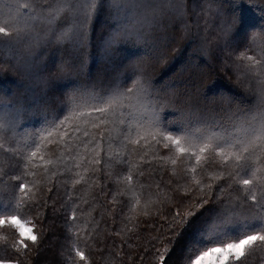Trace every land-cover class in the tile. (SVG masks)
Here are the masks:
<instances>
[{
    "label": "snow or ice",
    "instance_id": "1",
    "mask_svg": "<svg viewBox=\"0 0 264 264\" xmlns=\"http://www.w3.org/2000/svg\"><path fill=\"white\" fill-rule=\"evenodd\" d=\"M188 4L0 0V230L10 233L0 264L39 254L37 222L52 200L44 191L59 184L71 215L53 264H91L90 222L80 230L87 212L73 192L111 167L136 211L141 197L145 207L160 197V183L153 192L139 179L156 162L179 181L165 196L177 211L155 264H264V0H199L194 20Z\"/></svg>",
    "mask_w": 264,
    "mask_h": 264
},
{
    "label": "trees",
    "instance_id": "2",
    "mask_svg": "<svg viewBox=\"0 0 264 264\" xmlns=\"http://www.w3.org/2000/svg\"><path fill=\"white\" fill-rule=\"evenodd\" d=\"M199 0H189L188 10L191 19L196 18L194 9ZM107 21L103 16L95 23V30L92 35V49L94 54L101 37L104 35V30ZM183 26H181V31ZM191 49L182 53L183 57H187ZM61 54L54 53L53 59L59 60ZM96 65L91 59L87 62V69L96 71ZM86 69V71H87ZM161 69L157 68L151 75L154 79H160ZM17 79L14 72L9 70L4 74V81L7 84ZM222 83L238 91L246 99L254 101L255 98L247 95L245 91L238 88L234 82L229 81L227 76L223 77ZM166 118L171 119V113L163 114ZM158 163L152 165L156 168L153 172L149 166L145 165L144 177H139L146 184H152V191L155 192V184L160 183L161 194L159 199L153 197V202L145 207V198L141 197V203L137 206L136 211H132V205L135 203L137 196L130 192H125L124 195L119 194V190L123 189V183H117V177L112 175L113 169L103 168L95 174V184L89 187L86 183L77 186V190L73 192L72 198L81 207L86 209L87 215L81 216L78 224L80 230L83 228L85 221L90 222L89 231L91 239L87 240L88 255L91 257V264H155L156 249L163 248V241L168 232V225L171 222V214L177 211L174 206L176 201L173 199H165V196H172L173 193L169 188H176L174 181H179V177H174L170 171L158 167ZM102 167V166H101ZM116 168H123L127 172V164L116 165ZM90 183V182H89ZM183 182L180 181V191H183ZM65 185L59 184L54 188V192L49 194L47 189L44 195L52 196L49 205L46 209L41 210V216L37 222V230L42 231L46 237L42 243L39 254L31 257L30 264H53L54 260L60 259L61 247H67L62 236L68 235L65 211L71 215V202L68 209H62L61 204L68 201L69 197L65 191ZM68 190L71 186L68 185ZM139 189H137V195ZM78 197L86 198L89 203L83 204ZM53 201H55V209L53 210ZM79 215V212L77 213ZM167 216V219L165 217ZM70 223V222H68ZM94 229V231H92ZM9 230H0V237L8 235ZM159 237V239H156ZM81 247H84V241H81ZM6 254L0 251V257Z\"/></svg>",
    "mask_w": 264,
    "mask_h": 264
},
{
    "label": "rangeland",
    "instance_id": "3",
    "mask_svg": "<svg viewBox=\"0 0 264 264\" xmlns=\"http://www.w3.org/2000/svg\"><path fill=\"white\" fill-rule=\"evenodd\" d=\"M189 55V54H188Z\"/></svg>",
    "mask_w": 264,
    "mask_h": 264
}]
</instances>
